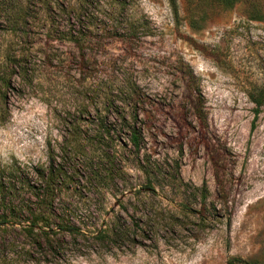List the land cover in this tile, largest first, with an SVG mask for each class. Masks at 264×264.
Returning a JSON list of instances; mask_svg holds the SVG:
<instances>
[{
  "label": "rangeland",
  "instance_id": "1",
  "mask_svg": "<svg viewBox=\"0 0 264 264\" xmlns=\"http://www.w3.org/2000/svg\"><path fill=\"white\" fill-rule=\"evenodd\" d=\"M177 4L0 0V264H264V0Z\"/></svg>",
  "mask_w": 264,
  "mask_h": 264
},
{
  "label": "trees",
  "instance_id": "2",
  "mask_svg": "<svg viewBox=\"0 0 264 264\" xmlns=\"http://www.w3.org/2000/svg\"><path fill=\"white\" fill-rule=\"evenodd\" d=\"M169 1V5L171 7V11H172V14H173V17L175 19V22L177 24H179L180 22V19H179V11H178V4H177V0H168ZM237 1H240V0H216V2L220 5H223L224 7H231L232 5H234ZM251 101L255 104L256 106V114L259 113V109L264 105V94H259V96H252L251 97ZM202 110H199L198 111V115L200 116V113H201ZM137 123V122H136ZM136 128L133 127L132 128V132H131V140H132V144L135 146V147H138L139 146V138H140V135L137 134L136 132ZM54 176V174L52 175ZM35 225H33L32 227L30 228H33ZM32 231V229L30 230ZM229 264H235V261L234 260H231L229 261ZM248 264V263H246Z\"/></svg>",
  "mask_w": 264,
  "mask_h": 264
}]
</instances>
